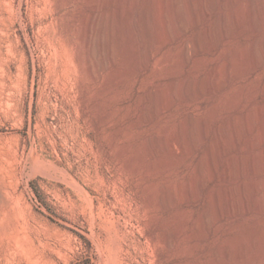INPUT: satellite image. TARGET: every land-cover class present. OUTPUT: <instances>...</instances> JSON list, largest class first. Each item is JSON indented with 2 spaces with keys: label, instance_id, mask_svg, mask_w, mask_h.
<instances>
[{
  "label": "rangeland",
  "instance_id": "rangeland-1",
  "mask_svg": "<svg viewBox=\"0 0 264 264\" xmlns=\"http://www.w3.org/2000/svg\"><path fill=\"white\" fill-rule=\"evenodd\" d=\"M178 1L171 13L166 0H0V264H264L262 136L249 147L263 121L264 14L249 31L238 3ZM147 41L156 57L139 71ZM252 41L255 74L207 93L228 58L248 67L238 56ZM217 132L222 157L207 161Z\"/></svg>",
  "mask_w": 264,
  "mask_h": 264
},
{
  "label": "bare ground",
  "instance_id": "bare-ground-1",
  "mask_svg": "<svg viewBox=\"0 0 264 264\" xmlns=\"http://www.w3.org/2000/svg\"><path fill=\"white\" fill-rule=\"evenodd\" d=\"M160 1V0H159ZM164 1V0H163ZM167 2L165 3V7H163V8H167V9H164V10H167V11H169V12H171V13H173L174 12V9L175 8H178V6H179V1L178 0H166ZM196 1V0H195ZM203 1V4H206V5H208L209 3V1L210 0H201L200 2H202ZM227 1V0H226ZM229 1H231V2H235L236 4L238 3L239 5L232 11L233 13V15L235 16H233L235 19H236V21H238V24H242L243 25V27L245 28V30H254V27H255V23H256V19H258V16L259 15H263L264 14V0H247L246 2H242V4H240L241 2V0H229ZM187 2H188V7L189 8H191V7H193V3H195L194 2V0H187ZM230 2V3H231ZM135 3V2H134ZM160 3V2H159ZM159 3L157 4V5H159ZM227 3H228V1H227ZM234 3V4H235ZM201 4V3H200ZM202 4V5H203ZM225 4H226V2H225ZM229 4V3H228ZM228 4H226V5H228ZM160 5H162V4H160ZM160 5H159V7H160ZM195 5V4H194ZM202 5H201V7H202ZM222 5H224V4H222ZM158 7V8H159ZM207 7V6H206ZM206 7L204 8V11H202V12H204V14L207 16V15H209V12H210V10H212V9H210L209 10V8L207 7V9H206ZM221 7V6H220ZM225 7H227V6H225ZM223 8V7H222ZM161 9V8H160ZM189 10H191V9H189ZM226 10V9H225ZM168 12V13H169ZM96 13V12H95ZM226 11H224V12H221L220 13V15H218V18H217V20H216V23H215V25L214 26H216V24H217V28H218V30H216V32L217 31H219L217 34L218 35H220V37L219 36H217L218 38H221V40H226V38L228 37V35H229V29H230V26H229V24H232V23H229V19L227 20V17H226ZM170 14V13H169ZM229 14H231V13H229ZM90 16V15H89ZM88 16V17H89ZM91 16H92V14H91ZM90 16V17H91ZM229 16V15H228ZM231 16V15H230ZM259 20V19H258ZM84 21V20H83ZM89 21V20H88ZM100 21H101V18L98 16V14H94L91 18H90V34L91 35H89V36H91V38H92V40H90V41H92V43L90 42V44H92L93 45V54L94 55H97L99 52H101V44H100V40H101V38H100V29H99V23H100ZM235 21V23H237ZM259 22H260V20H259ZM258 23V22H257ZM88 24V23H87ZM88 26H89V24H88ZM232 26V25H231ZM233 26H234V24H233ZM236 26H237V24H236ZM235 26V27H236ZM257 26H258V24H257ZM167 27V26H166ZM89 28V27H88ZM170 28V27H169ZM212 28H214V27H209V28H207V30H205V31H201L200 32V34H202V35H200L199 37H197V38H195V39H193V46L190 48L189 46H185L186 48H184L183 49V51L181 52V61H184V63L185 62H187V59L189 58V56H190V54L191 53H193V52H191L192 51V49H193V51L194 52H196V51H200L201 50V48H202V46H203V40H204V37L203 36H205V37H207V39H210V38H212V36H213V34H214V32H213V30H212ZM216 28V29H217ZM257 28H259V27H257ZM182 29H184V28H182ZM215 29V28H214ZM231 29H232V27H231ZM235 29V28H234ZM171 30V29H170ZM244 30V29H243ZM244 30V31H245ZM259 30V29H258ZM166 31H167V29H166ZM256 31H257V29H256ZM87 33V32H86ZM180 33H181V31H180ZM162 34V33H161ZM216 34V33H215ZM216 34V35H217ZM83 35H85L84 33H83ZM87 35V36H88ZM196 37V36H195ZM261 37V36H260ZM263 38H262V40H261V45H259L258 43H256V42H254V41H252V42H248V44L245 46V47H243V49L242 50H240V52H239V56L238 57H240V60H247L248 61V67L247 68H243V69H240V70H243L242 72H240L239 73V71L237 70V73H235L236 71L234 70V68H236L235 67V60H233V58L231 57V58H228L223 64L222 63H220V64H222L223 65V67L222 66H220V68L222 67V69L223 70H221V75H220V70H219V68L218 67H216V68H214L213 69V71H210L211 73H210V75L207 77V93H210V94H215V93H218V92H223L224 90H225V88H226V84H225V82H223V80H221V79H223L224 77L230 82V83H232V82H234L236 79L239 81L240 79H242L243 78V76L244 75H253V74H255V72L259 69V66L261 65V61H260V56L261 55H259L258 56V49H257V44L261 47V49H262V51L264 52V36H262ZM174 38V37H173ZM173 38H167V40L165 41V43L166 42H173ZM87 39V38H86ZM166 39V38H165ZM175 40V39H174ZM87 41V40H86ZM189 41H191V40H189ZM258 41V40H257ZM132 43H131V45H132V47H133V55L136 57V55L134 54L135 52V40H132L131 41ZM156 42V41H155ZM259 42V41H258ZM89 44V43H88ZM165 45V44H164ZM191 45V44H190ZM205 45V44H204ZM213 46L211 47L212 49H213V52L214 53H216L217 52V50H218V48H219V43L217 44V43H214V44H212ZM155 46V45H154ZM210 46V45H209ZM139 48V47H138ZM175 48V47H174ZM260 49V50H261ZM257 50V51H256ZM259 50V51H260ZM261 51V52H262ZM230 52V51H229ZM233 51H231L230 53H232ZM156 53H158V52H156ZM227 53V52H226ZM229 53V54H230ZM233 54V53H232ZM231 54V55H232ZM236 54V53H235ZM234 54V55H235ZM138 57V56H137ZM156 57V54L154 53H152L151 52V43L149 42V41H147L146 42V46H145V51H144V63L141 65L140 63V65L138 66V70L140 71V70H142L143 68H144V66L146 67H149L150 65H151V63H152V60L154 59ZM263 57V56H262ZM235 59V58H234ZM262 59V58H261ZM263 59H264V57H263ZM262 59V60H263ZM170 60V59H169ZM179 60V59H178ZM142 61V60H141ZM260 61V62H259ZM243 62V61H242ZM182 63V62H181ZM237 63V62H236ZM240 63V62H239ZM244 63V62H243ZM246 63V62H245ZM259 63H260V65H259ZM238 66H239V64H238ZM137 67V66H136ZM244 67H246V66H244ZM241 68V67H240ZM223 71V72H222ZM223 75H224V77H223ZM222 78H221V77ZM225 79V80H226ZM236 80V81H237ZM256 88V87H255ZM255 88H253V90L255 89ZM170 91V90H169ZM171 92H174L173 90L172 91H170V94H171ZM243 92V91H242ZM194 93V92H193ZM196 93V92H195ZM200 93V92H199ZM183 94V93H182ZM175 95V94H174ZM201 95V94H200ZM172 97H173V95H171ZM182 96V95H181ZM190 96V95H189ZM189 96H187V97H189ZM194 96V95H193ZM171 97V98H172ZM186 97V98H187ZM170 98V99H171ZM185 98V99H186ZM192 98V97H191ZM252 98V97H251ZM188 99V98H187ZM250 99V98H249ZM175 101V98L173 97L172 99H171V101H170V103L171 102H174ZM168 103V102H167ZM172 104V103H171ZM167 105V104H166ZM260 105V104H259ZM167 106H170V105H167ZM172 106V105H171ZM256 106V105H255ZM258 107H260V106H258ZM251 108H253L254 109V107H251ZM163 110V108L162 107H158V108H156V110L153 112V113H159L160 111H162ZM258 111V113L257 112H255V114L257 113V114H259V116H263V121L261 122V124H262V126L261 127H259V128H261L260 130H259V133H257V135H256V137L254 138V139H252L250 142H249V147L251 148V149H254L255 147H256V144H257V142L259 141L258 139H259V137H261V138H263V140H264V108H261L260 110H257ZM250 112V111H249ZM243 115V114H242ZM254 115V114H253ZM258 116V115H257ZM258 116V117H259ZM234 117V116H233ZM246 118V117H245ZM212 119V118H211ZM250 119V113L249 114H247V120L248 121H250L249 120ZM209 120V119H208ZM238 120V119H237ZM255 120V119H254ZM257 120H259V119H257ZM236 121V120H235ZM245 122V121H244ZM228 123V122H227ZM226 123V124H227ZM233 123V122H232ZM231 123V124H232ZM249 123V122H248ZM252 123V122H251ZM250 123V124H251ZM209 124V123H208ZM230 124V125H231ZM223 125V124H222ZM235 125V124H234ZM234 125H232V126H234ZM224 126V125H223ZM222 126V127H223ZM229 126V125H228ZM252 126V125H251ZM218 127V126H217ZM235 127V126H234ZM220 128H221V126H220ZM219 128V129H220ZM225 128H226V126H225ZM225 128H224V130H225ZM238 128V127H237ZM248 128V127H247ZM246 128V129H247ZM253 128V127H252ZM252 128H250L249 130H251ZM239 129V128H238ZM245 129V130H246ZM227 130V129H226ZM240 130V129H239ZM218 131V130H217ZM222 131V130H221ZM244 131V130H243ZM252 131V130H251ZM220 132V131H219ZM219 132H217V137H216V141L213 143V145L211 146V148H210V150H209V152L207 153V161H210V160H212V159H216V157H220L221 155H222V147H223V141H222V136H219ZM232 132V131H231ZM249 132V131H248ZM241 134V133H240ZM208 135V134H207ZM222 135V134H221ZM237 135V134H236ZM226 136V135H225ZM231 137H233V136H230V138ZM238 137V136H237ZM243 136H241V138H242ZM222 138V139H221ZM227 138L228 137H226V140H227ZM260 138V139H261ZM231 140V139H230ZM232 140H234V139H232ZM240 140V139H239ZM238 140V141H239ZM228 141V140H227ZM262 141V140H261ZM229 142V141H228ZM233 142V141H232ZM259 143V142H258ZM225 144V143H224ZM237 144V143H236ZM262 144V143H261ZM235 145V144H234ZM226 146V145H225ZM224 146V147H225ZM226 147H228V146H226ZM231 147V146H230ZM249 147H248V149H249ZM245 148V147H244ZM242 150V149H241ZM262 150V149H261ZM260 152V151H259ZM262 153H260V154H258V153H252V157H253V159H254V162H253V167L254 168H252V169H254L256 172H259L262 168H264V149H263V151H261ZM247 155V154H246ZM251 155V154H250ZM249 155V156H250ZM260 155V156H259ZM233 156V155H232ZM222 157V156H221ZM241 157V156H240ZM243 157V156H242ZM242 157H241V159H242ZM247 158V157H246ZM230 160V159H229ZM241 161V160H240ZM243 161V160H242ZM241 161V162H242ZM245 161V160H244ZM248 161V160H247ZM205 163V162H204ZM252 163V162H251ZM201 164V163H200ZM241 164V163H240ZM215 165V164H214ZM203 166V165H202ZM208 166H210V165H208ZM207 166V167H208ZM242 166V165H241ZM234 167V166H233ZM243 168V167H242ZM245 168H246V166H245ZM251 168V167H250ZM211 169V168H210ZM240 169V168H239ZM241 171V170H240ZM244 171V170H243ZM250 172V171H249ZM243 173V172H242ZM259 174H260V172H259ZM227 176V175H226ZM245 181V180H244ZM260 181H261V179H260ZM263 181V180H262ZM248 182V181H247ZM256 182V181H255ZM264 182V181H263ZM246 183V182H245ZM252 183V182H251ZM250 183V184H251ZM222 184V183H221ZM249 184V183H248ZM257 184V183H256ZM241 185H242V183H241ZM245 185V184H244ZM259 185V184H258ZM246 186V185H245ZM261 186H263V184H262V182H261ZM261 186H259V188L257 189V190H259L260 189V187ZM241 187V186H240ZM256 187H258V186H256ZM230 188V187H229ZM253 188V187H252ZM229 190V189H228ZM225 191V190H224ZM217 192V191H216ZM221 193V192H220ZM225 194V193H224ZM213 197V196H212ZM219 197H221V196H219ZM262 198H263V196H261ZM217 198V197H216ZM215 198V199H216ZM219 199V198H218ZM222 202V201H221ZM262 202V201H261ZM262 204V203H261ZM261 204H259V205H261ZM236 205V204H235ZM263 206V205H262ZM234 207V206H233ZM229 209V208H228ZM235 209V208H234ZM260 209H261V207H260ZM232 210H233V208H232ZM262 210V209H261ZM260 210V211H261ZM229 211V210H228ZM247 212V211H246ZM208 215V214H207ZM234 215V214H233ZM218 216V215H217ZM223 216V215H222ZM209 219H210V215H209ZM214 219V218H213ZM218 220V219H217ZM261 220V219H260ZM210 221V220H209ZM254 226V225H253ZM208 230V229H207ZM246 231V230H245ZM210 232V231H209ZM208 233V232H207ZM262 236V235H261ZM246 238V237H245ZM237 239V238H236ZM240 239V238H239ZM262 239V238H261ZM260 239V240H261ZM238 240V239H237ZM255 240V239H254ZM263 240V239H262ZM234 241V240H233ZM236 241V240H235ZM234 241V242H235ZM245 242V241H244ZM254 242V241H253ZM237 244H240V243H237ZM244 245H246V244H244ZM261 245V244H260ZM243 246V245H242ZM234 248H235V245H234ZM237 248V247H236ZM249 248V247H248ZM262 248V247H261ZM245 249V248H244ZM259 249V248H258ZM240 250V249H239ZM233 251H235V249L233 250ZM241 251V250H240ZM245 251V250H244ZM237 252H238V250H237ZM223 253H224V257H230V254H231V250H230V248H225L224 249V251H223ZM223 253H222V255H223ZM244 254V253H243ZM260 254V253H259ZM241 255H242V253H241ZM238 257V256H237ZM215 258V257H214ZM219 258V257H218ZM263 258V257H262ZM231 259V258H230ZM253 259V258H252ZM226 260V259H225ZM227 261V260H226Z\"/></svg>",
  "mask_w": 264,
  "mask_h": 264
}]
</instances>
